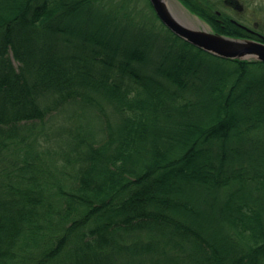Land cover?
<instances>
[{
  "label": "trees",
  "instance_id": "trees-1",
  "mask_svg": "<svg viewBox=\"0 0 264 264\" xmlns=\"http://www.w3.org/2000/svg\"><path fill=\"white\" fill-rule=\"evenodd\" d=\"M141 1L0 0V264H264V63Z\"/></svg>",
  "mask_w": 264,
  "mask_h": 264
},
{
  "label": "water",
  "instance_id": "water-1",
  "mask_svg": "<svg viewBox=\"0 0 264 264\" xmlns=\"http://www.w3.org/2000/svg\"><path fill=\"white\" fill-rule=\"evenodd\" d=\"M148 2L157 18L167 29L193 46L222 58L257 60L264 63L263 36L257 34L260 38L257 40L219 34L203 27L199 28L193 23L194 21L183 18L174 10L168 0H148ZM186 11L194 15L195 18L197 17L195 23L200 24L198 16L189 10Z\"/></svg>",
  "mask_w": 264,
  "mask_h": 264
},
{
  "label": "rangeland",
  "instance_id": "rangeland-1",
  "mask_svg": "<svg viewBox=\"0 0 264 264\" xmlns=\"http://www.w3.org/2000/svg\"><path fill=\"white\" fill-rule=\"evenodd\" d=\"M141 5L144 3L141 0H138ZM214 2V6H216L215 10L217 14L223 13L229 15L235 21H238L240 24L250 28L253 31L259 33V35L264 37V0H211ZM168 2L172 5L174 10L180 14L183 18L190 19L194 21L199 28H204L207 30H211L210 26L203 21L200 20V24L195 23L197 20L194 15L190 14L186 10H188L181 2L177 0H168ZM186 9H184L180 4ZM16 64V62H14ZM47 126V127H46ZM64 127H68V122L65 118L58 116H48L47 124L45 122V126L43 129L49 128L52 134L61 135V130Z\"/></svg>",
  "mask_w": 264,
  "mask_h": 264
},
{
  "label": "flooded vegetation",
  "instance_id": "flooded-vegetation-1",
  "mask_svg": "<svg viewBox=\"0 0 264 264\" xmlns=\"http://www.w3.org/2000/svg\"><path fill=\"white\" fill-rule=\"evenodd\" d=\"M231 21L233 22V23H235V24H237V25H239L238 23V21H235L234 19H231ZM240 26V25H239ZM244 26V25H243ZM240 27H242V26H240ZM246 27V26H245ZM242 28H244V27H242ZM245 30H247L248 32H250V33H254V34H259V33H257L256 31H253V30H251L250 28H248V27H246V28H244ZM250 30V31H249Z\"/></svg>",
  "mask_w": 264,
  "mask_h": 264
}]
</instances>
